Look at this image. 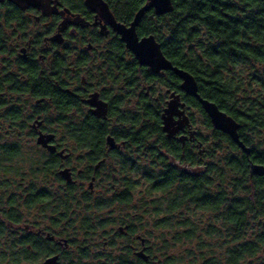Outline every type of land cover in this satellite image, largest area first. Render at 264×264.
Instances as JSON below:
<instances>
[{
  "label": "trees",
  "instance_id": "trees-1",
  "mask_svg": "<svg viewBox=\"0 0 264 264\" xmlns=\"http://www.w3.org/2000/svg\"><path fill=\"white\" fill-rule=\"evenodd\" d=\"M105 1L124 24L132 23L147 3V0ZM172 1L174 10L166 15L146 13L138 35L154 36L165 57L194 76L201 96L240 124V138L251 154L247 156L229 136L213 128L200 103L181 91V81L172 72L154 74L140 67L133 57V60L127 58L125 45L117 39L112 44L113 52L105 54L97 69L106 72L101 79L109 76L122 80L125 96L113 101L106 121L82 115L67 134L79 150H87L89 142L104 143L106 135L127 141V154L111 156L123 158L119 162L118 178L112 182L125 189L124 192H113L107 201L91 200L92 207L97 213L113 204L131 205L139 191V197L143 198L138 199L140 206L135 207L141 210L138 211L141 218L136 222L138 233L149 246L151 257L147 264L153 261L157 264H264V177H251L249 168L250 161L264 166V147L254 144L250 136L251 132L264 135V94L249 95L244 84L237 83L232 71L253 62L264 64V0ZM144 83L151 88H144ZM157 83L171 92L181 93L187 108L201 113L206 127L212 131V146L206 148L209 140L195 131L199 141L196 148L169 139L163 133L161 116L167 95L165 92L164 96L155 97L153 86ZM255 83L264 89L263 79ZM118 106L122 110L118 111ZM21 109L22 106L13 108V112L5 109L3 119L7 117L16 125L24 126L16 112ZM191 122H194L193 116ZM107 125L112 128L110 131L105 129ZM30 137L25 130L21 133L0 131V142L30 141ZM18 151L16 145L1 147L3 174L12 172ZM139 156L148 160V167H140ZM130 172L138 178L133 180ZM7 183H2L4 189ZM68 197L72 198L69 194L56 202L65 212L74 203ZM6 199L0 196L2 206ZM21 199L13 197L7 201L9 210L3 208L5 217L15 223L22 222L23 206L37 205L38 201L22 199L21 203ZM108 224L98 221L97 229H104ZM2 227L0 224V235L5 231ZM25 249L19 252L23 256ZM28 260L30 264H41L40 255H32ZM133 260L127 254L112 264H146L140 259L138 263ZM11 264L24 263L15 258Z\"/></svg>",
  "mask_w": 264,
  "mask_h": 264
},
{
  "label": "flooded vegetation",
  "instance_id": "flooded-vegetation-1",
  "mask_svg": "<svg viewBox=\"0 0 264 264\" xmlns=\"http://www.w3.org/2000/svg\"><path fill=\"white\" fill-rule=\"evenodd\" d=\"M40 1L43 8L0 0V131L21 133L25 130L31 135L30 141L0 142V149L19 147L12 172L0 171V196L8 199L3 202L5 206L0 203V224L5 230L0 235V264H11L15 258L30 264L28 259L32 255H40L41 264L53 257L58 258L57 264H112L113 260L127 254L132 255L133 262L138 263L140 259L150 263L149 246L138 233V222L97 216L98 221H112L106 228L97 229L98 221L90 214L91 200L100 192L104 191L106 196L124 192L125 189L112 182L116 179L115 162H122L123 158L111 156L127 154V141L106 135L104 143L89 142L87 150H79L77 143L67 135L79 115L106 121L113 101L125 96L122 80L105 76L101 79L102 88H98L92 84L96 75L91 76L105 54L113 52L112 44L120 40V36L110 26L107 36L101 34L104 22L89 10L87 0ZM108 40L109 45L104 46V41ZM127 52L130 59L136 60L129 50ZM138 78H141L140 73ZM171 93L175 92L166 89L164 109ZM93 94H98L99 100L107 104L106 118L96 117L95 109L85 102ZM14 106H22L21 111L16 112L24 126L16 125L7 117L3 119L5 109L12 111ZM117 110L122 107L118 106ZM105 129L112 128L107 125ZM40 134L53 135L47 147L38 144ZM109 136L116 141L115 149L107 143ZM182 136H187L184 143L179 140ZM173 139L192 148L198 147L199 141L195 134L191 137L189 128ZM28 154L31 158L27 159ZM63 171H68L71 183L64 179ZM4 181L8 182L6 189ZM69 186L71 188L67 189ZM68 193L74 203L65 207L68 209L65 212L56 202L69 196ZM13 197L27 199V202L33 198L38 200L37 205L23 206L21 223L8 220L3 213L4 207L9 210L8 202ZM18 242L22 243L21 247ZM24 248L25 256L19 253ZM141 253L147 258L141 257ZM153 264L157 263L153 261Z\"/></svg>",
  "mask_w": 264,
  "mask_h": 264
},
{
  "label": "water",
  "instance_id": "water-1",
  "mask_svg": "<svg viewBox=\"0 0 264 264\" xmlns=\"http://www.w3.org/2000/svg\"><path fill=\"white\" fill-rule=\"evenodd\" d=\"M10 1L18 2L19 4L24 3V5L28 7L43 8V4L40 0ZM86 6L100 18L101 22H104L101 26V34L103 36H107V27L110 26L113 31L120 36V41L125 45L126 49L135 56L141 67L148 68L154 74L167 71L172 72L181 81V91L200 103L213 128L229 136L232 142L236 144L242 152L250 156L251 149L247 147L240 138V124L222 111L214 102L201 96L198 83L194 76L188 71L174 66L173 63L165 57L160 43L154 36L151 35L141 38L138 35L137 29L146 13L153 11L158 17L166 15L174 10L172 0H147L145 6L136 13L134 20L129 26L117 22L105 0H87ZM85 102L95 109L93 114L96 117H107V104L99 100L98 94L91 95L90 99ZM161 117L162 130L169 139L175 138L180 132H185L186 128L190 129L191 127L190 118L186 114V103L182 101L181 95L176 92L170 94V99ZM190 135L193 137L194 131L190 130ZM53 138V135L40 134L38 144L47 147V144L52 141ZM179 140L184 143L185 140H187V136H182ZM107 143L111 149H115L116 141L112 136L107 138ZM49 149L54 151L52 147H49ZM249 168L251 177H264V166L250 161ZM62 175L68 183H71L72 179L68 171H63ZM140 255L145 259L147 258L144 253ZM57 260V257L49 258L44 264H57Z\"/></svg>",
  "mask_w": 264,
  "mask_h": 264
},
{
  "label": "rangeland",
  "instance_id": "rangeland-1",
  "mask_svg": "<svg viewBox=\"0 0 264 264\" xmlns=\"http://www.w3.org/2000/svg\"><path fill=\"white\" fill-rule=\"evenodd\" d=\"M109 40L112 41V39H109ZM109 40L107 42L104 41V46L105 45H107V46L109 45ZM97 54L100 55L101 52H99ZM127 58H129V56H127ZM86 71H88V69ZM232 71H233V75L235 76L234 78L237 80V83L242 82L244 84V89L248 91L249 95L252 96V95L264 94V89L261 88L260 85H258V83H255L256 81H259V80H262V79L264 80V64H259V63L257 64L255 62H253L251 64H246V65L244 64V66L237 67V68H235ZM103 73L106 74L105 71H101L100 69H97L96 67L91 72V76H95L96 75L95 78H93L92 84L95 85V86H98V88H102V86H103L102 85L103 82L101 80V75ZM88 74L89 73H87L86 75L89 76ZM97 75L99 76L100 80L97 78ZM250 81L253 82L252 85H251ZM120 86H121V84L119 85V87ZM149 87H150L149 85L144 86V88H146V89H148ZM153 87L156 88L155 97H157L159 95L164 96V94L166 92V88L164 86H162V85L157 83V85H154ZM135 90L137 91V88H135ZM241 91L243 93V90H241ZM139 92H138V94H139ZM249 95H246V96H249ZM240 99H244V98L241 97ZM126 102H129V100L126 101ZM186 114L190 118V125H191L190 130L197 132V134L200 133V135L204 139L207 138L209 140L208 143H206V145H207L206 148L209 147V146H212L213 142H214L212 131L206 127L204 118L201 115V113L198 110L194 109V108L193 109L192 108L187 109V106H186ZM191 116H193L194 122H191ZM83 117L82 116H78L76 120H80ZM250 136H251L254 144H257L261 148L264 147V135L263 134L260 133V134H255L254 135L251 132ZM26 158L28 159V158H31V157L28 154L26 156ZM138 163H140V165H141L140 167H148V165H149L148 160L146 161L145 158H143L141 156H139ZM119 164H120L119 162H115V168L114 169H116V170H115V172H113L114 178H116V176L118 178V174H119V170H120V165ZM125 174L128 175L127 172ZM129 176H131L133 178V180L135 178H138V175L135 174V173H132V172L129 173ZM138 192L136 193L137 194V196H136L137 200H135L136 199L135 198L133 200L134 203H132L131 205L118 207V204H113V205H109V207H107V208H105L103 210L98 211L97 213L95 212V209H94V206H93L92 208H90V214H91V216H93V219L95 218L96 221L99 220V219L96 218L97 216H99V218H109V219H113V220L118 219L119 222L131 221L133 218H134L135 221H138L141 218V216L139 215L138 211L141 212V210H139V209H137L135 207H137V206L139 207L140 206L139 202H138V199L140 197L143 198L142 196L139 197ZM102 194H103V196H102ZM105 194L106 193L104 191L100 192L98 195L93 197V200L95 202H97L98 200L102 201L103 199L108 198V197L111 196V194L108 195V196H106ZM105 221H107L108 223L112 222V221H110L108 219L105 220Z\"/></svg>",
  "mask_w": 264,
  "mask_h": 264
}]
</instances>
